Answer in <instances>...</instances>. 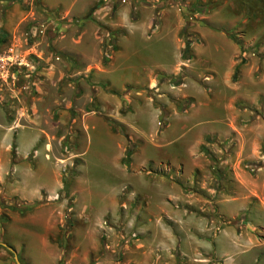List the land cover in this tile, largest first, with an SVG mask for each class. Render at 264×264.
I'll return each instance as SVG.
<instances>
[{
  "label": "rangeland",
  "instance_id": "374dc122",
  "mask_svg": "<svg viewBox=\"0 0 264 264\" xmlns=\"http://www.w3.org/2000/svg\"><path fill=\"white\" fill-rule=\"evenodd\" d=\"M226 259L264 264V0H0V264Z\"/></svg>",
  "mask_w": 264,
  "mask_h": 264
},
{
  "label": "crops",
  "instance_id": "0c3cea01",
  "mask_svg": "<svg viewBox=\"0 0 264 264\" xmlns=\"http://www.w3.org/2000/svg\"><path fill=\"white\" fill-rule=\"evenodd\" d=\"M127 37H131L132 40H134V41H136V40L138 39V42L140 43L141 40L144 39V37H145V33H144V31H143V28H141V26H138L137 28L130 29V30H129V34L125 37V39H126ZM126 43H127V42H126ZM180 49H181V48H180L179 45L176 43V44H175V47H174V60H175L174 63H176V62L178 61V59L180 58V56H179V54H180ZM220 54H221V52H220ZM230 57H231V55L229 56V60H230ZM174 63H173V65H172L170 68H168V69H166L164 66H158L157 69H159V71H160V72H163V73L168 72V71H171L172 69H174ZM229 64H230V62H229ZM133 68H137V67H132V68L127 67L126 69L133 71V70H132ZM151 73H153L152 70H151V71H147V72H146V76H144V79H143V81H142L141 83H145V82L147 81V77H148ZM136 83L140 85V82H136ZM192 99H194V98L192 97ZM204 132H205V131H204ZM212 132H214V131H212ZM33 193H35V192H33ZM39 193H40L39 188H37V189H36V194H28V192H27V193H26V192H22V195H20V196H22V198L27 199V200H28V199L31 200V198L37 200V198H39V197H38V196H39ZM19 198H20V197H19ZM225 264H231V263H230V260H227V259H226Z\"/></svg>",
  "mask_w": 264,
  "mask_h": 264
},
{
  "label": "trees",
  "instance_id": "16d2710c",
  "mask_svg": "<svg viewBox=\"0 0 264 264\" xmlns=\"http://www.w3.org/2000/svg\"><path fill=\"white\" fill-rule=\"evenodd\" d=\"M197 10H199V7H196L195 8V11H197ZM198 12V11H197ZM191 43H190V41H186V44H185V48H184V51H183V59L184 60H187V59H189V57H190V50H191ZM189 102V101H188ZM131 154V152L129 151L128 152V156Z\"/></svg>",
  "mask_w": 264,
  "mask_h": 264
}]
</instances>
